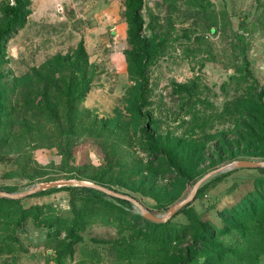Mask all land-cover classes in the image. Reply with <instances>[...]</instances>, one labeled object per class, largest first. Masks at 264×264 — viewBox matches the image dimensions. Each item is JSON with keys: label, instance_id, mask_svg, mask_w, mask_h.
<instances>
[{"label": "rangeland", "instance_id": "1", "mask_svg": "<svg viewBox=\"0 0 264 264\" xmlns=\"http://www.w3.org/2000/svg\"><path fill=\"white\" fill-rule=\"evenodd\" d=\"M135 5L143 42L124 0H0V190L85 180L162 216L264 160V0ZM80 186L0 202V264H264L258 168L214 174L167 227Z\"/></svg>", "mask_w": 264, "mask_h": 264}, {"label": "water", "instance_id": "2", "mask_svg": "<svg viewBox=\"0 0 264 264\" xmlns=\"http://www.w3.org/2000/svg\"><path fill=\"white\" fill-rule=\"evenodd\" d=\"M235 167H250V168H258V167H264V160H260V161H254V160H246V159H237L234 161H231L227 164H224L216 169L211 170L210 172H208L207 174H205L201 179H199L197 181V183L195 184L192 192L190 193V195L177 202L176 204H174L172 207H170L169 211L162 216L156 215L154 213H152L149 209H147L138 199H136L135 197L121 192V191H117L114 190L112 188H109L105 185L99 184V183H94V182H90V181H85V180H69V181H55V182H50V183H40L26 191H22V192H9V191H5V190H0V197H9V198H23L25 196L31 195L41 189H46L48 187H53L59 184H64V183H73L76 185H86V186H90V187H94L100 191H103L105 193H107L108 195L112 196V197H117V198H121V199H125V200H129L131 202H133L134 204H136L141 212L143 213L144 216L155 220V221H168L171 217H173L181 208H183L184 206H186L187 204L190 203V201L192 199H194L198 188L203 184V182L205 180H207L208 178H210L211 176H213L214 174L227 170V169H232Z\"/></svg>", "mask_w": 264, "mask_h": 264}, {"label": "trees", "instance_id": "3", "mask_svg": "<svg viewBox=\"0 0 264 264\" xmlns=\"http://www.w3.org/2000/svg\"><path fill=\"white\" fill-rule=\"evenodd\" d=\"M125 1V5L128 9V13H129V17H130V22L132 25V31H131V36L136 38L137 40H140L143 42V39L140 37V24H139V13L137 10V7L135 5V0H124ZM6 13L7 15H10L11 18L9 19L8 23H7V29H10L12 27V25L14 23H16L20 17H21V10L19 6H8L6 8ZM246 70H249L248 68ZM4 160V157L2 155H0V162ZM258 169L264 171V167H258ZM82 187L84 190L89 191V192H95V193H100L102 191L94 188V187H90V186H80ZM112 197V196H110ZM112 198H116L117 200L123 202V203H128L129 200H125V199H121V198H117V197H112ZM10 202V203H14L15 204V208H20L19 207V203H21L22 199L20 198H7V197H0V202ZM146 217V216H145ZM146 220L149 221L151 223V225L153 226H159V227H167L168 224L170 223V221H155L152 220L148 217H146ZM21 222V219H18V224ZM78 222L77 224H71V226L69 227V236L70 238L72 237H76L77 231H78ZM5 264H13V262L9 261H5ZM58 264H65L64 263V259L62 257H58Z\"/></svg>", "mask_w": 264, "mask_h": 264}]
</instances>
